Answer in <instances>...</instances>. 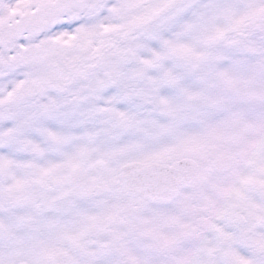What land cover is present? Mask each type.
Here are the masks:
<instances>
[{
    "label": "snow or ice",
    "instance_id": "6c2138e0",
    "mask_svg": "<svg viewBox=\"0 0 264 264\" xmlns=\"http://www.w3.org/2000/svg\"><path fill=\"white\" fill-rule=\"evenodd\" d=\"M0 264H264V0H0Z\"/></svg>",
    "mask_w": 264,
    "mask_h": 264
}]
</instances>
